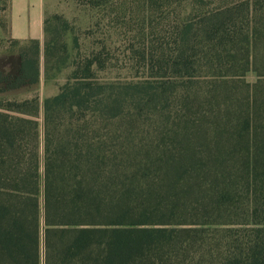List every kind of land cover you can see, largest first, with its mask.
<instances>
[{
    "label": "trees",
    "instance_id": "1",
    "mask_svg": "<svg viewBox=\"0 0 264 264\" xmlns=\"http://www.w3.org/2000/svg\"><path fill=\"white\" fill-rule=\"evenodd\" d=\"M185 3L144 78L92 53L41 127L36 98H0V264H264V0L143 2ZM38 78L20 54L0 95Z\"/></svg>",
    "mask_w": 264,
    "mask_h": 264
},
{
    "label": "rangeland",
    "instance_id": "2",
    "mask_svg": "<svg viewBox=\"0 0 264 264\" xmlns=\"http://www.w3.org/2000/svg\"><path fill=\"white\" fill-rule=\"evenodd\" d=\"M94 1L49 0L43 37L38 42L13 41L5 34L6 25L0 20V52L36 59L39 68L37 83L5 92L0 98L17 102L36 98L40 105V127L44 100L60 92L74 64L100 52L105 62L97 74L100 79L129 82L144 78L147 71L142 68L143 60L139 55L143 48L149 47L148 51L159 42H166L173 26L171 22L191 9V5L185 3L181 9L174 10L172 6L150 10L143 4L145 0H113L103 7H95ZM2 9L0 0V18ZM163 10L168 14L167 20L160 18ZM173 12L175 14L170 15ZM9 63L10 74L0 72L8 85L17 75L20 58L11 59ZM245 79L253 83L255 75L249 73Z\"/></svg>",
    "mask_w": 264,
    "mask_h": 264
},
{
    "label": "crops",
    "instance_id": "3",
    "mask_svg": "<svg viewBox=\"0 0 264 264\" xmlns=\"http://www.w3.org/2000/svg\"><path fill=\"white\" fill-rule=\"evenodd\" d=\"M51 1V0H50ZM49 0H6V9L1 11L2 23L13 41H40L44 33ZM0 30V35H1ZM20 58L18 54L0 52V72L10 74L11 59ZM20 69V65H19ZM16 77L19 75L17 70Z\"/></svg>",
    "mask_w": 264,
    "mask_h": 264
}]
</instances>
